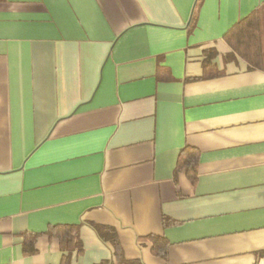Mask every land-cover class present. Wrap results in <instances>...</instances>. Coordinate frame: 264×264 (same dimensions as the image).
<instances>
[{"label": "crops", "instance_id": "obj_1", "mask_svg": "<svg viewBox=\"0 0 264 264\" xmlns=\"http://www.w3.org/2000/svg\"><path fill=\"white\" fill-rule=\"evenodd\" d=\"M262 5L0 0V264L115 263L98 226L139 264H264V70L224 59ZM68 224L82 251L46 233Z\"/></svg>", "mask_w": 264, "mask_h": 264}, {"label": "trees", "instance_id": "obj_2", "mask_svg": "<svg viewBox=\"0 0 264 264\" xmlns=\"http://www.w3.org/2000/svg\"><path fill=\"white\" fill-rule=\"evenodd\" d=\"M200 1L198 0V2ZM196 19L197 8L192 15V27L195 26ZM224 40L231 48V52L224 56L226 61L239 57L247 62L249 69L264 70V5L258 7L238 21L226 32ZM213 55H216V53L210 52L204 60L206 69L210 66ZM208 75L216 76L217 73L213 75V72H211ZM199 151L192 146H186L178 158L176 172L184 170L192 182H195L198 178ZM97 231L100 234L99 236L108 241L114 248L115 263L106 262L104 264H139L138 261L128 260L123 257L120 242L116 232L112 228L98 226ZM46 233L51 237H57L62 244L69 248H75L78 251L83 250L78 228L75 225L51 226ZM39 235V233L35 232L23 233L25 254L31 255L36 252L35 243ZM147 239L152 243L151 250L153 254L160 257L167 256L170 243L165 237L150 234L147 236Z\"/></svg>", "mask_w": 264, "mask_h": 264}]
</instances>
